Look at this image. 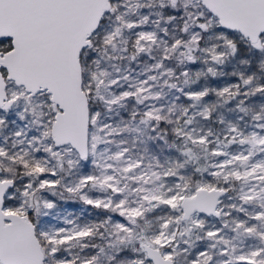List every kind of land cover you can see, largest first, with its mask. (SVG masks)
Listing matches in <instances>:
<instances>
[{
	"label": "snow or ice",
	"instance_id": "snow-or-ice-1",
	"mask_svg": "<svg viewBox=\"0 0 264 264\" xmlns=\"http://www.w3.org/2000/svg\"><path fill=\"white\" fill-rule=\"evenodd\" d=\"M0 264H264V0H0Z\"/></svg>",
	"mask_w": 264,
	"mask_h": 264
}]
</instances>
